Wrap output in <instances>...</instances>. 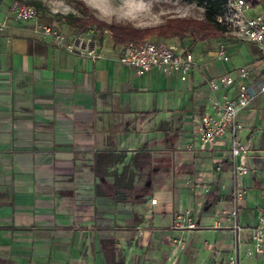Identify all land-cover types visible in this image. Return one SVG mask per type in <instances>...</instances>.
Listing matches in <instances>:
<instances>
[{
    "label": "crops",
    "instance_id": "crops-1",
    "mask_svg": "<svg viewBox=\"0 0 264 264\" xmlns=\"http://www.w3.org/2000/svg\"><path fill=\"white\" fill-rule=\"evenodd\" d=\"M253 45L227 49L228 62L194 55L182 82L158 69L137 77L110 36L91 59L11 21L0 35V264H227L231 136L203 147L193 119L211 112L207 79L264 70ZM238 122L249 145L239 264H264V251L246 255L264 219V95Z\"/></svg>",
    "mask_w": 264,
    "mask_h": 264
},
{
    "label": "built area",
    "instance_id": "built-area-1",
    "mask_svg": "<svg viewBox=\"0 0 264 264\" xmlns=\"http://www.w3.org/2000/svg\"><path fill=\"white\" fill-rule=\"evenodd\" d=\"M235 17L228 20L234 27L240 38L257 45L264 57V12L248 15L251 6L245 0H233ZM38 10L31 4L23 1L12 2L4 15H0V35L5 33L9 23H32L37 20ZM40 31L45 36H50L56 45L62 47L69 53H76L80 56L97 59V39L93 38L95 29H89L91 36L80 33L75 36L58 32L47 25L39 26ZM104 34L110 36L108 30H103ZM216 56L223 62L229 61L227 48L220 46L216 51ZM119 62L131 68L137 77H142L153 69L160 70L163 74H178L182 82H186L191 69L195 64L194 55L189 50H181L177 46L165 42H144L138 46L133 43L123 45ZM207 87L211 92L208 98V105L211 112L194 117L193 123L198 135L199 142L203 147H209L226 134L231 136V147L229 150L231 162V179L233 194L232 208L227 212L234 220L235 248L233 254L228 258L227 264H239V227L236 223L240 202L243 199L244 188L243 178L248 174L247 156L249 145L240 142L239 134L243 127L238 122L241 111L246 109L257 97L264 95V70L258 73L249 66H241L227 73L207 79ZM234 91V95L230 91ZM220 93V94H219ZM219 94V95H218ZM152 205L156 199L150 201ZM186 211L184 216H188ZM183 217L179 216L175 227H183ZM263 224L264 219H260ZM257 226L253 229V245L248 248L246 255L254 257L264 251V227ZM195 224L190 222L187 228H195Z\"/></svg>",
    "mask_w": 264,
    "mask_h": 264
},
{
    "label": "rangeland",
    "instance_id": "rangeland-1",
    "mask_svg": "<svg viewBox=\"0 0 264 264\" xmlns=\"http://www.w3.org/2000/svg\"><path fill=\"white\" fill-rule=\"evenodd\" d=\"M14 1H23L32 5L40 3L41 8H37L38 17L34 22L36 26L47 25L58 32H63L70 36L78 35L75 29L64 22L67 14L80 15V10L75 6L74 0H0V13H6L8 6ZM94 13V15L108 23L131 24L138 28L153 27L163 24L166 20L176 17H192L195 19L205 18L212 13L216 19L228 22L235 17L233 0H80ZM253 10L263 11L264 0H245ZM227 32L219 39L207 41H195L190 35H186L185 40L176 39L182 47H188L197 58L206 57L209 54L215 55L220 46H224L230 51L235 48L242 53L255 49L254 45L240 38L233 26H227ZM105 30V29H104ZM107 30V29H106ZM89 31V30H88ZM84 32L85 35L92 34ZM93 38L100 39V34L96 31ZM108 36V34H103ZM171 39V38H170ZM167 39L154 37L144 42H165ZM176 46V45H174ZM178 47V46H177ZM261 64V55L259 56ZM262 58L264 59L263 55ZM246 62V61H245ZM226 64V63H225Z\"/></svg>",
    "mask_w": 264,
    "mask_h": 264
},
{
    "label": "trees",
    "instance_id": "trees-1",
    "mask_svg": "<svg viewBox=\"0 0 264 264\" xmlns=\"http://www.w3.org/2000/svg\"><path fill=\"white\" fill-rule=\"evenodd\" d=\"M75 6L80 10V15L67 14L64 22L76 30L77 33H84L89 29H95L103 36V30L110 32L111 40L115 45L133 43L142 45L145 40L154 37L182 40L190 35L195 41H207L221 38L227 32L228 22L216 19L212 13L205 18L195 19L192 17H176L166 20L163 24L138 28L131 24L106 22L97 18L92 11L80 0H74ZM37 9L41 8L40 3H32Z\"/></svg>",
    "mask_w": 264,
    "mask_h": 264
}]
</instances>
